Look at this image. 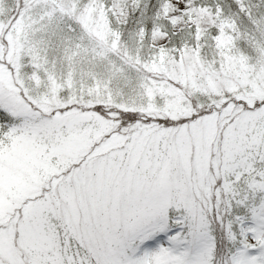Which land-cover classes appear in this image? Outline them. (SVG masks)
Instances as JSON below:
<instances>
[{
	"label": "snow or ice",
	"instance_id": "snow-or-ice-1",
	"mask_svg": "<svg viewBox=\"0 0 264 264\" xmlns=\"http://www.w3.org/2000/svg\"><path fill=\"white\" fill-rule=\"evenodd\" d=\"M0 264H264V0H0Z\"/></svg>",
	"mask_w": 264,
	"mask_h": 264
}]
</instances>
